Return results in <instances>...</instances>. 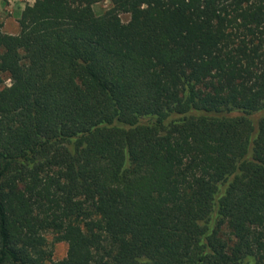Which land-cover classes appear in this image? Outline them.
Here are the masks:
<instances>
[{"label": "trees", "instance_id": "trees-1", "mask_svg": "<svg viewBox=\"0 0 264 264\" xmlns=\"http://www.w3.org/2000/svg\"><path fill=\"white\" fill-rule=\"evenodd\" d=\"M102 1L0 22V264H264V0Z\"/></svg>", "mask_w": 264, "mask_h": 264}, {"label": "rangeland", "instance_id": "rangeland-1", "mask_svg": "<svg viewBox=\"0 0 264 264\" xmlns=\"http://www.w3.org/2000/svg\"><path fill=\"white\" fill-rule=\"evenodd\" d=\"M33 0H8L6 4L0 2V22H2L3 30L6 32L15 33L18 29L16 17L20 9L27 3H32ZM109 6V1L98 2L93 5L96 12H101ZM121 18L125 21L128 15L121 14ZM49 240L52 239L51 233H46ZM66 253V243L57 241L53 244V258L61 259Z\"/></svg>", "mask_w": 264, "mask_h": 264}]
</instances>
